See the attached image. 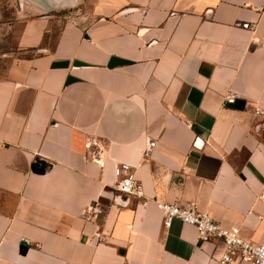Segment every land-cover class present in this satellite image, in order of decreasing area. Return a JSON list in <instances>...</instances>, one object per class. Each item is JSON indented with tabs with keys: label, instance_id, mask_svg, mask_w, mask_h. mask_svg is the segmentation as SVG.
Wrapping results in <instances>:
<instances>
[{
	"label": "crops",
	"instance_id": "1",
	"mask_svg": "<svg viewBox=\"0 0 264 264\" xmlns=\"http://www.w3.org/2000/svg\"><path fill=\"white\" fill-rule=\"evenodd\" d=\"M8 1L31 55L0 74V264H219L154 198L264 241V0ZM119 160L146 206L116 190Z\"/></svg>",
	"mask_w": 264,
	"mask_h": 264
},
{
	"label": "built area",
	"instance_id": "2",
	"mask_svg": "<svg viewBox=\"0 0 264 264\" xmlns=\"http://www.w3.org/2000/svg\"><path fill=\"white\" fill-rule=\"evenodd\" d=\"M236 98L228 95L224 100V105L234 103ZM256 114H261L257 109ZM156 144L155 140H151L146 154ZM88 152L93 159L101 167L104 166L103 160L104 146L101 140L91 138L87 142ZM136 165L127 161L119 160L114 165L115 188L123 195L133 196L142 199V203L146 206L150 199L145 196L142 182L137 178L135 173ZM264 202V190L259 195ZM157 207L163 214V223L165 227H170L174 220L192 224L203 242L219 241L225 247V252L219 259V264H230L231 262H245L247 264H264V241L261 243L246 240L241 235L239 226H225L211 215L201 212L194 203L179 204L172 202H161L154 198ZM103 209L95 204L88 205L82 217L86 221L93 219L101 214ZM99 239L102 238V230L98 227L95 234Z\"/></svg>",
	"mask_w": 264,
	"mask_h": 264
},
{
	"label": "rangeland",
	"instance_id": "3",
	"mask_svg": "<svg viewBox=\"0 0 264 264\" xmlns=\"http://www.w3.org/2000/svg\"><path fill=\"white\" fill-rule=\"evenodd\" d=\"M2 6L4 8L10 6V8H14L8 0H2ZM10 8L4 11V14L1 16L2 20H0V74L5 71L15 58L31 55V52L24 53L17 45L20 26L14 24V15L9 12ZM6 22L10 24V27L3 24ZM55 34L56 32L50 34L51 40H54Z\"/></svg>",
	"mask_w": 264,
	"mask_h": 264
},
{
	"label": "water",
	"instance_id": "4",
	"mask_svg": "<svg viewBox=\"0 0 264 264\" xmlns=\"http://www.w3.org/2000/svg\"><path fill=\"white\" fill-rule=\"evenodd\" d=\"M125 60L119 58H113L110 62V65H117L119 63L124 62ZM232 108L235 109H244L245 107V100L244 99H236L234 103L230 104Z\"/></svg>",
	"mask_w": 264,
	"mask_h": 264
}]
</instances>
